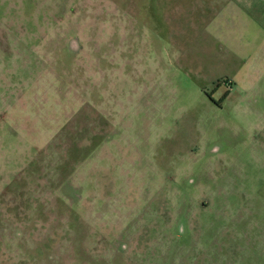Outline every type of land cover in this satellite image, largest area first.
<instances>
[{
    "label": "rangeland",
    "instance_id": "rangeland-1",
    "mask_svg": "<svg viewBox=\"0 0 264 264\" xmlns=\"http://www.w3.org/2000/svg\"><path fill=\"white\" fill-rule=\"evenodd\" d=\"M0 264H264V0H0Z\"/></svg>",
    "mask_w": 264,
    "mask_h": 264
}]
</instances>
